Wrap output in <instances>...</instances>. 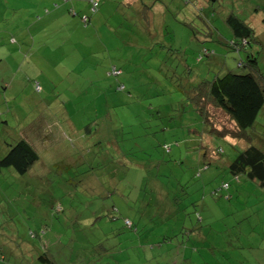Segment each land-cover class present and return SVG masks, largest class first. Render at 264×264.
Returning a JSON list of instances; mask_svg holds the SVG:
<instances>
[{"label":"rangeland","instance_id":"374dc122","mask_svg":"<svg viewBox=\"0 0 264 264\" xmlns=\"http://www.w3.org/2000/svg\"><path fill=\"white\" fill-rule=\"evenodd\" d=\"M70 1L0 0V17L10 8L5 24L13 36L31 37L16 40L20 59L35 53L31 59L39 65L41 57L59 63H51L57 77L29 62L19 77H35L43 87L35 76L43 69L39 73L54 80L64 101L58 112L48 96L43 99L45 89L38 99L30 84L32 113L26 101L16 102L23 98H14L9 112L0 102L6 112L0 117V159L6 143L22 133L39 153L24 175L0 169V264H45L38 255L50 264H264V189L242 175L238 182L223 165L195 175L201 155L188 146L196 143L184 140L195 136L194 129L203 130V123L178 88L188 72L195 80L209 71L246 72L239 65L244 48L238 52L211 40L202 26L195 28L198 15L183 31L173 22L188 14L179 0H100L95 12L89 0H78L79 14L90 17L84 29L79 16L70 14ZM45 5L53 9L45 13ZM216 14L225 31L224 14ZM260 21L254 20L264 53ZM192 30L204 33L206 42L194 39ZM199 44L213 54L197 61ZM259 57L264 67V54ZM113 67L118 75L110 73ZM11 78L8 70L0 71V91ZM214 113L228 124L222 111ZM163 144H171V151ZM224 181L229 189L219 190ZM115 185L118 195L108 194ZM55 201L63 212L52 210ZM111 206L119 219L112 220ZM172 206L175 212L160 215ZM125 217L137 231L125 227Z\"/></svg>","mask_w":264,"mask_h":264},{"label":"trees","instance_id":"16d2710c","mask_svg":"<svg viewBox=\"0 0 264 264\" xmlns=\"http://www.w3.org/2000/svg\"><path fill=\"white\" fill-rule=\"evenodd\" d=\"M179 1L187 6L188 14L187 16L185 14L175 16L173 22L178 25L181 24L183 31L185 30L186 23L194 24L192 21H196L198 15L195 28L201 30L200 27L202 26V32L213 35L211 40H215L221 45L224 44L227 49L238 52H240L241 48H244L246 54L245 58H241L239 61L241 67L247 68L246 72L235 73L227 71L213 74L214 71H209L208 76L200 80H195L188 72L189 77H187V80L184 78L185 81L178 87L180 92L186 96V100L194 106L203 123V130L194 129L191 134L195 136L186 137L184 140L188 141V143H196V145L188 146L196 151L198 149L202 157H200L202 165L195 171V175L201 176L204 171L209 170L213 165H223L227 167L232 177L238 182L242 175L251 181L255 180L264 189V73L262 72L264 71V67H261L262 63L259 57L264 53L261 50L262 42L259 40L260 32L258 33L254 20H251L258 18L259 20L261 19L260 23L264 24V1L228 0L229 2L226 5L220 3V0ZM124 2L128 3L126 1ZM99 3L100 0H89L88 7L90 6V10L95 12L98 9ZM56 5L58 4L55 3ZM45 12H48V9H45ZM70 12L79 16L80 21L84 25H87L90 21L87 12L79 14L73 8L70 9ZM217 12L218 14H224L223 21L228 27L225 29L226 33L215 22ZM8 15L4 16L5 20L8 18ZM189 15L192 16L190 20L184 19V16L188 17ZM253 16L254 18H252ZM258 19L256 21H259ZM165 22L163 21L161 23ZM214 30L216 32L213 33ZM259 30L263 31V28ZM192 31L194 33V39H197L200 44L206 42L204 33L196 34L195 30ZM10 33L13 32L11 31ZM2 38L3 35H0V41ZM9 39L11 42L16 43L17 39L15 40L13 35ZM254 42L258 44L252 47ZM200 44L198 47H201L199 50H202V53L197 56V61H201L203 57L213 54V49H208ZM2 47L3 45H0V49ZM180 47H182L181 44L179 45ZM7 49L8 46L5 45L0 51V71H7V64L15 61V56L7 53ZM186 63V60L183 59L184 66ZM187 69L190 70V67L187 66ZM114 70L119 71V69L113 67L110 73L118 75L119 73H114ZM25 82L28 84L22 90L28 98L26 99L28 101L25 105L28 107L29 112L32 113L33 109L30 104H34L36 98L29 92L32 89L30 84H32L33 89L36 91L32 89L38 95V99L42 98L40 95L44 87L41 86L36 78L29 79ZM5 84L3 88H5ZM6 94H9L8 91H0V102L4 104V107H6L5 110L9 112L11 109H14L15 105L13 102H10L11 100L5 98ZM47 96L49 101L54 105V109L61 112L64 103L63 99L50 98L47 93H45L43 99H46ZM17 109H21L20 106H17ZM5 110L0 111V117L6 113ZM218 110L225 114L228 124H220L217 121L214 112ZM1 112L3 113L1 114ZM27 116L25 115L22 118L28 119ZM4 124L6 125L7 122L5 121ZM28 126L31 129L32 124ZM24 137L19 136V139L14 143H6L9 149L0 159V169H12L15 173L24 175L33 166L35 167L36 162L39 161V153L35 146ZM203 137L204 139L208 137L207 141ZM163 149L166 152H170L171 144H163ZM208 150L210 151L209 154H207ZM223 155L226 158H223ZM105 162L104 159H101L100 164H104ZM131 164L136 166L141 165L137 161H131ZM120 181L121 179L115 180L114 183L118 184ZM112 186H110L111 190L108 191V194L115 191L118 195L119 188L116 185L114 186L115 188ZM229 187V182L224 181L219 187V190H228ZM119 196L124 198L122 192H120ZM225 197L230 199L232 195L227 194ZM169 202L175 205L170 198ZM51 206L54 212H63L65 210L63 205L58 201L53 202ZM174 210H176V207L172 206V209H166L162 214H159L166 217L168 213L175 212ZM108 212L112 220L119 219L120 216L117 207L111 206ZM124 225L129 229L137 231L136 224L128 217L124 218ZM42 233H44V230ZM30 235L33 236L35 234L31 232ZM38 257L45 264H50L49 259L45 255H38Z\"/></svg>","mask_w":264,"mask_h":264},{"label":"crops","instance_id":"0c3cea01","mask_svg":"<svg viewBox=\"0 0 264 264\" xmlns=\"http://www.w3.org/2000/svg\"><path fill=\"white\" fill-rule=\"evenodd\" d=\"M70 5L75 8V11H77V12L81 11V7H79L78 0H71L70 1ZM45 9H48V12H50L53 9V7L49 8L47 5H45ZM45 9L43 10V12H45ZM9 10H10V8L6 7L4 13L0 17V35H3V38L0 41V45H3V47L0 49V51L4 48L5 45H7L8 46L7 53H9L10 55H14L15 56V58H14L15 61L12 62L11 64H9V63L7 64L8 65L7 69L12 74V78H11V80L8 83L5 84V88H3V90H4V92L8 91L9 94H6L5 98L11 100L10 102H14V98L20 97V98H23V99L19 100V101H16V102H23L24 103L26 101V99H28V98H27V96H25L24 91H22V90H23V88L25 89L28 86V84L24 81V78L19 77V74H20L19 72L23 70L24 64L26 62H29V63H32V64H36V66L38 68L48 69V71L53 72L52 74L57 77L58 73L51 67V63L53 65L54 64L58 65L59 63H57V58H55V57H52L50 59L51 62H49V61L45 60L43 57H41V60H40L41 61L40 62L41 65H39L37 63V59L35 61H33L31 59V57L35 53H32V55L29 58L26 57L23 60L20 59L18 50H16L15 45H14L15 43L11 42L10 39H9L13 35V33H10L12 28L7 26L5 24V22H4L5 21V17L4 16L9 14ZM20 10H22V8L12 9L13 12H17V11H20ZM37 10H41V8L35 9L34 13L37 12ZM48 12H45V13H48ZM70 14L74 15L73 13H70ZM191 17H192L191 15H189L188 17L184 16V19L190 20ZM252 18H254V16ZM13 19H15V17L12 15L10 17V20H13ZM256 19H258V18H254V19H251V20H256ZM192 20H194V19H192ZM1 23H4V24H1ZM57 23H58V21H57ZM199 24H201V22H199ZM81 27H82V29H84L83 28L84 24L82 22H81ZM224 33H226V31ZM14 38H15V40L17 39V40H20L21 42L26 43V42H28V40L31 37H29V36L22 37V36H19L18 34H16V36ZM54 55L56 56V54H54ZM37 57H39V55ZM42 70L43 69H39L37 71V73L35 74V76H39L40 77V80H41V82L43 84L44 89L46 90V93L48 95L50 94L49 95L50 98H53V97L55 99L63 98L57 90L53 89L54 80L50 76H47V75L43 76L42 75L43 73H39ZM24 96H25V98H24ZM30 131L33 132V130H30ZM20 136H22V137L25 136L24 138L28 139L33 144V141L27 135H25L24 133H22V135H20ZM45 137L46 136L43 135V137H41V139H39V142H41V140H44Z\"/></svg>","mask_w":264,"mask_h":264},{"label":"built area","instance_id":"2783aa9c","mask_svg":"<svg viewBox=\"0 0 264 264\" xmlns=\"http://www.w3.org/2000/svg\"><path fill=\"white\" fill-rule=\"evenodd\" d=\"M114 73H119V71H118V70H117V71H116V70H114Z\"/></svg>","mask_w":264,"mask_h":264}]
</instances>
